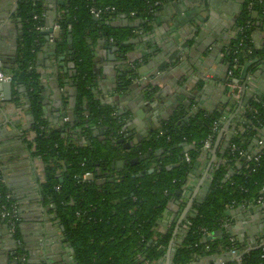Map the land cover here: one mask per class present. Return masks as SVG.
Instances as JSON below:
<instances>
[{"label":"trees","instance_id":"trees-1","mask_svg":"<svg viewBox=\"0 0 264 264\" xmlns=\"http://www.w3.org/2000/svg\"><path fill=\"white\" fill-rule=\"evenodd\" d=\"M64 1L57 20L55 43L56 52L62 54L67 51L68 36L72 42L68 58L74 64L72 73L76 74L73 79L77 97L71 133L52 130L48 120L43 118L42 80L35 63L36 54L44 43L41 32L36 31V27H43L44 0H17L14 13L21 26V35L15 68L8 75L12 77L15 96L18 88L25 90L33 117L30 131L34 137L26 144L44 167L40 196L44 206L58 220L65 242L73 250L74 264H158L164 260L176 221L192 191L187 185L200 177L198 162L205 142L211 140V147L216 140L218 129L214 130V123L231 114L239 101L235 98L237 91L228 89L229 102L222 105V109L207 110L195 103L176 108L160 129L131 151L122 153V157L128 159L143 157L142 161L122 171V181L97 184L98 174L109 172L111 163L121 156L111 143L103 144L92 138V127L104 128L105 136L120 137L123 123L112 117L113 111L108 106L95 99L92 47L100 35L105 34L118 49L116 60L123 61L132 50L131 40L136 38L137 32L150 31L155 13L170 0ZM250 4L252 8H248ZM91 7L113 11L95 20L89 12ZM254 11L256 20L252 18ZM121 15L130 23L138 22L137 27H124ZM256 21L264 22V1L243 0L235 21V36L224 50L228 70H233L235 61L238 65L233 70V78L227 77L224 83L234 84L239 78L240 66L246 62H264V49L254 50L250 42L251 24ZM135 78L137 75L133 72H125L117 83V90L127 91ZM65 79L67 76L61 73L60 86ZM85 111L89 114L87 120ZM263 127L264 95L246 94L239 113L230 124L224 150L210 170L204 194L196 197L181 226H186V231L175 245L172 264H190L201 255L228 254L231 250L241 252L239 241L222 229L221 224L227 220L229 209L253 207L264 201L261 191L264 187V138L260 135ZM80 130L88 140L83 146L75 139L82 135L77 133ZM248 157H257L258 164ZM86 173L93 175L92 182L81 181ZM7 193L0 174V204L5 203ZM12 203L14 200L10 199L7 208ZM169 203L176 204L178 210L161 231L159 225L164 221ZM220 230V238L206 240ZM225 264L237 263L227 260ZM240 264H264V245L241 252Z\"/></svg>","mask_w":264,"mask_h":264},{"label":"crops","instance_id":"crops-1","mask_svg":"<svg viewBox=\"0 0 264 264\" xmlns=\"http://www.w3.org/2000/svg\"><path fill=\"white\" fill-rule=\"evenodd\" d=\"M16 4V0H0V48L2 54L10 56L13 54L14 62H16V52L14 53L13 47L16 43L17 50L21 35V26L14 18ZM47 5L49 4L45 3L46 7ZM61 6L63 5H56L55 11L46 8V12L42 15L44 28L42 32H46L50 28L53 29V33L49 35V43L55 41L58 35L57 20ZM238 7L240 8L239 0H170L155 13L150 31L137 32L136 38L131 40L132 50L125 55L123 61H109L103 46L96 42L93 45V71L96 75V88L99 91L100 100L105 105L112 106L115 111L123 113L125 120H130L126 127L136 130L138 132L136 135L148 130L154 132V126L165 118L166 113L176 108L179 99L196 90L202 91L204 86L206 87L202 92V96H204L200 99L201 107L213 111L222 109V105L229 102L227 91L230 89L224 83L227 74L224 57L223 55H216L217 53L213 51L208 59L207 54H202V52L206 48V44L214 39H220L221 45L222 42L225 43L222 45L221 51L224 52L227 44L235 36L233 26L229 22L236 21L238 13L235 9L237 10ZM202 20L207 26L205 27L206 32H200L197 44L191 40L195 37V27ZM257 24L259 26H256L252 32L250 42L254 50L260 51L264 49V30L260 22ZM49 43L44 40L40 46L36 54L38 64L45 65L48 63L49 54L53 50ZM59 55L62 57V61L57 62V64L62 65L60 71L67 67H73L67 55L64 56L63 53ZM122 67H128L137 75L126 93L118 91L112 79L113 73ZM35 69L41 75L42 84L48 86L49 98L51 97L54 101L56 95L52 93L54 89L52 86L53 69L46 68V66H38ZM0 72L8 74L10 70L4 69ZM70 72L72 73V70ZM140 81L145 82L143 84L149 81L155 89L151 92L145 90L146 93L143 92L144 90L141 91L140 88L142 87L138 85ZM261 86L263 85L261 84ZM237 87L235 98L239 99L242 88L239 85ZM68 88H62L61 91L64 106L67 105ZM258 88L263 90L260 85ZM258 88H248V94L250 96L264 95V92ZM133 91H137V93L135 94ZM142 93L145 95V99L144 102H140L143 105L139 106V97ZM16 96L18 99L15 107L9 105L6 111L0 113L1 179L18 208V218L33 215L48 225L47 230H40L39 235V230L37 231V228H34L31 223H22L19 220V239L24 246L25 259H28L29 256V262L33 264H74L73 250L68 245L63 244L62 239H59L58 221L44 206L40 196L39 187L44 178V167L38 159L32 156V152L26 144L34 137L28 128L31 123V113L27 97L21 88H18V95ZM227 119L228 117H224L221 120L218 132L224 129L222 125L226 123ZM47 120L51 121L53 125L59 122L57 118L54 119L52 114ZM10 122L14 128L13 126H4ZM2 130H7V134H3ZM229 133V130L223 132L215 151L216 159L210 170L217 164ZM260 135L264 138V127L261 129ZM214 143L199 158L198 174L200 177L206 162L212 156L211 151L214 148ZM196 183L197 181H190L189 187L193 189ZM204 186L197 197L204 194ZM255 207L243 208V213L237 211L238 208L229 209L226 212L228 221L226 231L231 237L239 241L243 253L264 244V224L260 227L254 225L258 220L254 222L255 215L248 213L250 208ZM177 210L176 204L169 203L164 221L159 225L161 231L166 229L167 221L173 219ZM244 213L248 215L245 216ZM185 231L186 226L183 225L176 235L175 245L180 243ZM41 234L43 238L40 237ZM214 234V239L221 237L216 232ZM14 249L10 233L5 224L0 222V264H6L7 259H10L7 256L8 253H14ZM45 251L49 253V260L42 263L40 258L42 254L46 256ZM233 259L234 256L226 253L211 256L201 255L195 257L190 264H219V261ZM158 264H164V260Z\"/></svg>","mask_w":264,"mask_h":264},{"label":"water","instance_id":"water-1","mask_svg":"<svg viewBox=\"0 0 264 264\" xmlns=\"http://www.w3.org/2000/svg\"><path fill=\"white\" fill-rule=\"evenodd\" d=\"M223 1H229V0H223ZM17 2V0H16ZM45 3L49 4L47 5V7L45 6ZM52 4V6H51ZM65 4V1H56V0H44V5H43V9H42V15L46 12V8L49 9V10H53L55 11L56 10V5H64ZM180 4V2H179ZM207 4V3H206ZM201 5H204V4H201ZM17 6V4H16ZM15 6V7H16ZM239 9V7H238ZM237 9L236 13H239V10ZM121 18H122V25L124 27H131V28H136L137 27V23L138 22H135V23H130L128 22V20L125 18L124 15H121ZM95 19V18H94ZM96 20V19H95ZM111 20L114 21V18H111ZM203 20L201 22H199L195 27V34H194V38L191 40V41H194V43H197L198 44V38H199V34L200 32H206V24H204ZM232 24L233 26V33L235 34V21L232 20L231 22H229ZM261 23V27L263 28L264 30V22H260ZM220 26V25H219ZM256 26H259V24H256ZM53 33V29L50 28L48 31L46 32H42L41 33V36H43V39L49 43V35ZM87 42L90 44V41L87 40ZM97 43L102 45L103 48H104V51L105 53L107 54V58L109 61H116V57H115V54L117 53L118 49L117 47L115 46L114 43H110L107 39V37L105 36V34H101L100 35V38L97 40ZM221 41L220 39L219 40H212L209 44H206V48L204 49V51L202 52V54H207L208 56V59L210 58V55L211 53H213V51H215L217 54L216 55H219V56H222L225 57V53L221 52L222 51V45H225V43L222 42V45L220 44ZM229 44V43H228ZM227 44V45H228ZM49 46L53 49L52 52L49 54L50 55V58L48 60V63L43 65V64H38V62L36 61L35 65L36 67L38 66H46V68H49V69H53L52 71V80H53V90H52V93H54V95H56L54 98V101L51 99V97L49 98V90H48V86L45 85V84H42V89H43V92H42V106H43V118L45 120L48 119V117H50V115L52 114L54 116V118H59L61 116H66V118H68V123H70V126L73 127V121H74V107H75V103H76V97H77V86L74 82V77L76 76V74L73 72L71 73L70 71L74 68V64H73V67H67L66 69H63L62 71H60V68L62 67L61 64H57L58 61H62V57H60V55L56 52V43L55 41L49 43ZM94 47V46H93ZM92 47V48H93ZM2 49L0 48V70H13L15 68V62H14V57H13V54L10 56V55H7V54H2L3 52H1ZM13 51L14 53L16 52V43L14 44V47H13ZM72 53V42H71V39H70V36H68V46H67V51L65 53H63L64 56H69L70 54ZM202 56V55H200ZM251 66H253L251 68ZM227 70H228V67H226V70L225 72L227 73ZM63 73L67 76V79L63 80L62 81V84L63 86H60L59 84V76L60 74ZM42 79V78H41ZM206 81V80H205ZM209 82V81H208ZM234 83L235 84H240L241 85V93H240V97H239V101L237 103V105L233 108L230 116H228V119L226 121V123H223V130H220L217 134V137H216V141L214 143V148L212 149L211 151V158L206 162L205 166H204V170H203V173L201 175V177L197 180V183L196 185L194 186V188L192 189L188 199H187V202L180 214V216L178 217L177 221H176V224H175V227H174V230L172 232V236L170 238V241H169V244H168V247H167V250H166V253H165V256H164V264H172V257H173V253L175 251L174 249V245L176 243V235L178 233V231L180 230L183 222L186 220V217L191 209V206L194 202V200L196 199V197L198 196L199 194V191L201 190V188L204 186V183L209 180L210 178V169L212 167V164L213 162L215 161L216 159V154H215V151H216V148L218 146V143L220 142V139L222 138V134L224 131H228L229 130V127H230V124L231 122L236 118V115L239 113L240 111V108L243 104V98L246 94H248L249 90H247L248 88H253V87H260L263 89V90H260V88H258L260 91L264 92V62H260L258 63V60H250L248 62H246L244 64V66L242 67L241 71H240V75H239V78L234 80ZM261 84L263 86H261ZM138 85H140L142 88H140L141 91L145 92L148 91V92H151L153 91L155 88L150 84V82L148 81V83L146 82V84H143L142 81H140L138 83ZM206 85V84H205ZM65 87H69L68 88V91H67V95H68V100H67V105L64 106L65 104H63V101H62V95H61V91H62V88H65ZM205 87H203V89L205 90ZM14 84H12L11 82H6V83H0V113H3L4 111H6V108L7 106H12V107H15V104H16V101L18 99L17 96H15L13 93H14ZM202 89V91H195L193 92L192 94H187L186 97H183L181 99L178 100V104L176 106V108L180 107V106H189L191 103H195L197 104L198 106H202V102H201V98L204 96H202V92L204 91ZM146 90V91H145ZM128 91V90H127ZM125 91V93L127 92ZM135 94L137 93V91H133ZM144 99H145V95L142 93L139 97V102H144ZM50 101H52L50 103ZM137 104V103H136ZM143 103L139 104V106H142ZM172 113V112H170ZM33 117L32 115H30V120H31V123L30 125L28 126V128L30 129L31 128V125H32V122H33ZM130 123V120H125L124 124L127 125ZM60 125H62L63 123L59 122ZM9 126V127H12L13 124L10 122V123H6L4 124V126ZM14 128V126H13ZM154 130V129H153ZM126 131L129 132V135L126 136L127 138L128 137H135V135L138 133L136 132V130H131L129 127H126ZM99 132L101 133L102 130H99ZM148 133H150L151 131L148 130L147 131ZM2 133L4 134H7V130H2ZM148 133L144 136V138H147L148 136ZM10 135V134H8ZM123 143V139L119 140L117 142V144H122ZM135 144L137 145V142H135ZM124 149H129V146L128 144H124L123 146ZM204 151H208L207 148H204ZM244 160V157L242 158ZM143 160V157H138V158H135L133 160H131L127 165L129 166H133L135 164H137L138 162L142 161ZM126 164V163H125ZM152 170L149 171V173H151ZM138 177V176H137ZM187 187H189V184L187 185ZM169 205V204H168ZM252 207V206H251ZM255 207V206H253ZM237 211L243 213L244 212V209L241 207V208H238ZM22 213H24V211H22ZM249 214H252V215H255L254 217V222L257 221V223L255 222L254 225L260 227L264 224V204L261 205V206H256L255 208H250V211L248 212ZM244 215H248V214H245ZM22 223H31L34 228H37V231L39 230V235H40V230H44L46 229L47 230V224L42 220L40 219L39 217H36V216H33V215H26V216H20L18 218ZM6 226V225H5ZM20 228V227H19ZM6 229L8 230V227L6 226ZM46 233V232H45ZM217 235H222V231H217L216 232ZM215 234L213 235H210L206 238L207 241H210L212 239H214ZM41 238H43V235L41 234L40 236ZM40 238V239H41ZM11 241L14 243V240H12L11 238ZM43 243V242H42ZM254 247V246H253ZM17 248L14 249V251L16 252ZM5 251V249H4ZM46 253V256H43L42 254V257L40 258V261L43 263H45L46 260H49V257H48V251H45ZM240 255V251H237L236 253V256L238 257ZM8 257H10V259H7V262L6 264H33L32 262L30 263L29 262V256H28V259H26L25 261L21 262V263H18V261L16 259L12 260L11 258L13 257V253H8L7 255Z\"/></svg>","mask_w":264,"mask_h":264},{"label":"flooded vegetation","instance_id":"flooded-vegetation-1","mask_svg":"<svg viewBox=\"0 0 264 264\" xmlns=\"http://www.w3.org/2000/svg\"><path fill=\"white\" fill-rule=\"evenodd\" d=\"M243 0H239V4L241 5V2ZM264 1V0H261V2ZM160 5V4H159ZM248 8H252L251 7V4L248 6ZM235 11H237L235 9ZM59 17L61 16V9H60V12H59ZM58 17V18H59ZM252 18L253 19H257V14L254 12H252ZM43 20V18H42ZM258 22L256 21L252 25V31H251V34L252 32L255 30L256 28V24ZM235 33H236V30H235ZM251 34H250V37H251ZM110 43H113L111 40H108ZM94 53V51H93ZM94 55V54H93ZM116 56V55H115ZM118 61V60H116ZM115 62V61H114ZM244 66L241 65L240 68L242 69V67ZM125 72H132V70H130L128 67H122L121 69H117L116 72L113 73V81H114V84H115V88L117 89V83L119 82V79L123 76V74ZM127 74V73H126ZM226 78H227V74H226ZM145 83V82H143ZM96 91V97L95 99L100 101V103L102 105H105L101 100H100V97H99V91L97 90V88H95ZM24 92L25 90L22 89ZM26 95V93H25ZM107 106V105H106ZM108 107L113 111L112 112V117L116 118V119H119L121 120V122L123 123V128L122 130L119 132V135L120 137H114L112 135L110 136H105L104 135V132H105V129L104 128H98V127H92V130H91V137L92 138H95L99 141H102L103 144H105L106 142H109L111 143V145L114 147V149H117L119 152H120V158H117V159H114V161L111 163V166H110V171L109 172H105L103 175L101 174H98V180L96 181L97 184H104V183H109V184H113V183H119L120 181L123 180V175L121 174L122 171L126 168V167H129V165H127L131 160L135 159V158H124L122 157L124 152H129L131 151L134 147L140 145V143L145 139L144 136L148 133L147 131H143V132H140L138 135H136L135 137H126L129 135V132L126 131V125L124 124L125 122V116L123 113H120V112H117L114 110V108H112V106H109ZM175 110H177L176 108L173 110V111H170L172 113H166V116L165 118H163L159 123H157L155 126H154V130H158L160 129L161 125L167 121L175 112ZM89 117V114L85 111L84 112V118L87 120ZM64 118H66V116H61L59 118H57V120L61 123H63L62 125L59 124V122H57V124H51V121H48V124H49V128H51L52 130H57V131H60V132H66V133H71V126H70V123H68V118L67 119V122L64 121ZM55 119V118H54ZM99 130H102V132L100 133ZM78 134H82V135H79L80 138H76L77 141L81 144V146L85 145L88 140H87V137L84 135V131L83 130H80L79 132H77ZM152 132L148 133V136L151 134ZM63 134V133H62ZM147 136V137H148ZM123 139V143L122 144H117V142L119 140ZM135 142H137V145L135 144ZM124 144H128L129 146V149H124L123 146ZM138 157H142V156H138ZM137 157V158H138ZM126 163V164H125ZM88 174L86 176V178L82 181L84 183H88V182H92L94 180V177L92 174L90 173H86ZM85 175V174H84ZM138 176V175H137ZM17 214H18V208H17ZM18 217V215H17ZM56 220V219H55ZM58 221V220H56ZM2 222V221H0ZM3 224H5L4 222H2ZM6 225V224H5ZM58 226H59V222H58ZM18 227H19V219L17 221V229H16V232L14 234H11L10 231H9V228H8V232L10 233V237L12 238V240H14V247L17 248L16 252L13 253V257H12V260L16 259L18 261V263H21L23 261H25V251H24V246L21 242V240L19 239V230H18ZM59 239H62L61 242L63 244H66L67 243L65 242V238H64V235L62 233V229L60 228L59 226Z\"/></svg>","mask_w":264,"mask_h":264},{"label":"built area","instance_id":"built-area-1","mask_svg":"<svg viewBox=\"0 0 264 264\" xmlns=\"http://www.w3.org/2000/svg\"><path fill=\"white\" fill-rule=\"evenodd\" d=\"M113 11V9H111L110 11L108 9H104V10H101V9H96L94 7H91L90 8V14L96 19V20H99L104 14H108V12H111ZM133 16V13L131 14ZM37 16H34L33 19L34 20H37ZM43 27H36V31L38 32H42L43 31ZM237 31H241V29L237 30ZM237 61H235V64L233 66V70L235 68H237ZM233 70H228L227 71V77L228 79H232L233 78ZM6 82H11L12 83V77L11 75H8V74H4L2 72H0V83H6ZM235 84V83H234ZM232 84L231 82H227L225 83V86L230 88L231 90H238V87H237V84ZM64 121L67 122V119L64 118ZM221 121H218V122H215L214 123V130L218 129L219 128V124H220ZM210 142L211 140H207L205 142V145H204V148H207L209 149L210 148ZM259 145H262L263 143L262 142H258ZM249 161L252 159V158H249ZM251 161H253V163L255 164H258V158L257 157H254ZM248 168V167H247ZM88 174H85L81 177V181H83L86 176ZM261 191L264 193V187H262ZM12 199L10 194H6L5 195V203L4 204H0V221L4 222L6 224V226L9 228V231L11 234H14L16 232V229H17V221H18V217H17V207L14 203L12 204H9L8 208H7V204L6 203H9V200ZM264 204V201H259V203H257L255 206H261ZM221 228L226 230L228 228V221L227 220H223L222 221V224H221ZM232 239V238H231ZM233 241V240H232ZM264 245V244H262ZM239 251V250H237ZM237 251L235 250H231L228 254L230 256H234V259L235 262L237 264H240V256H241V252H240V255L237 257L236 256V253ZM263 258V256L261 257ZM226 261H219V264H225Z\"/></svg>","mask_w":264,"mask_h":264}]
</instances>
